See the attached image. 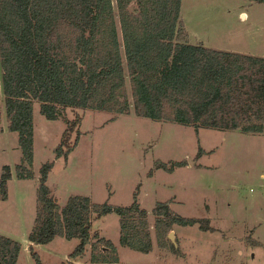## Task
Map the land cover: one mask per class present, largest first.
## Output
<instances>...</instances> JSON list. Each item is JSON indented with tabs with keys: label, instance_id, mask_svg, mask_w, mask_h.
<instances>
[{
	"label": "trees",
	"instance_id": "trees-1",
	"mask_svg": "<svg viewBox=\"0 0 264 264\" xmlns=\"http://www.w3.org/2000/svg\"><path fill=\"white\" fill-rule=\"evenodd\" d=\"M181 6L182 0H0V85L8 128L18 133L22 151L19 178L34 177L35 101L51 120L67 109L76 111L56 148V156L66 161L81 133L78 109L118 114L133 109L195 128L264 131V56L190 42ZM167 163L158 160L157 166L173 171L182 164ZM53 166L47 161L40 168L37 212L28 235L36 264L43 263L34 245L58 236L79 239L72 259L60 264H75L89 245L92 262L119 261L115 243L94 229L95 220L111 212L119 217L123 246L144 253L153 249L150 211L137 199L112 205L75 194L61 205L48 184ZM11 178L5 165L0 200L8 199ZM151 212L162 247L174 225L215 229L205 218L175 213L169 202H158ZM21 248L19 240L0 233V264H17Z\"/></svg>",
	"mask_w": 264,
	"mask_h": 264
},
{
	"label": "rangeland",
	"instance_id": "rangeland-1",
	"mask_svg": "<svg viewBox=\"0 0 264 264\" xmlns=\"http://www.w3.org/2000/svg\"><path fill=\"white\" fill-rule=\"evenodd\" d=\"M181 19L192 43L264 56V2L182 0ZM128 91L131 98L129 84ZM77 111L82 116L81 133L66 161L56 156V148L76 111L67 109L51 120L35 101L34 177L21 179L16 175V165L22 161L18 133L8 128L0 85V176L5 165L12 169L9 197L0 200V233L21 242L17 264H36L28 235L37 212L40 168L47 161H54L48 184L61 205L72 195L84 194L112 205L137 199L150 211V252L120 243L119 217L111 212L96 219L94 229L115 243L119 261L92 262L89 245L84 257L73 260L75 264H264V131L195 128L174 120H153L133 109L119 114ZM158 160L168 166L182 164L168 171L157 166ZM162 201L169 202L175 213L209 220L215 229L174 225L167 246H160L151 211ZM169 240L176 243L177 253ZM78 243L77 238L58 236L34 247L43 264H60L72 259Z\"/></svg>",
	"mask_w": 264,
	"mask_h": 264
},
{
	"label": "water",
	"instance_id": "water-1",
	"mask_svg": "<svg viewBox=\"0 0 264 264\" xmlns=\"http://www.w3.org/2000/svg\"><path fill=\"white\" fill-rule=\"evenodd\" d=\"M169 237L174 241V231H171Z\"/></svg>",
	"mask_w": 264,
	"mask_h": 264
}]
</instances>
